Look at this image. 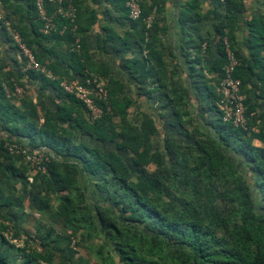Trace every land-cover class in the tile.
I'll return each mask as SVG.
<instances>
[{"label": "trees", "instance_id": "obj_1", "mask_svg": "<svg viewBox=\"0 0 264 264\" xmlns=\"http://www.w3.org/2000/svg\"><path fill=\"white\" fill-rule=\"evenodd\" d=\"M0 1L20 17L17 24L6 18L11 29L56 78L25 72L39 82L38 93L55 91V100L37 95L34 102L0 55V264H264V0L244 23L246 55L236 37L246 13L244 0H208L213 9L200 16L199 0L186 4L182 81L175 79L176 69L164 61L165 54L155 50L163 47L159 40L165 32L155 17L161 5L138 0L142 15L132 21L124 0H105L129 29L120 35L103 28L99 53L108 43L118 54L136 45L158 62L151 72L146 59H126L125 73L137 99L158 104L159 118L171 112L169 125L183 130L186 143L166 135L146 112L129 118L137 99L92 60L86 33L97 16L83 10L80 1L73 0L74 21L57 17L49 34L42 32L34 0ZM45 4L51 15L54 5ZM209 16L214 34L192 40L186 24ZM28 19L30 30L18 27ZM8 40L27 68L26 57ZM228 50L239 61L233 77L241 81L245 130L225 122L219 109ZM63 79L104 82L107 97L95 100L99 119L90 120L85 106L60 88ZM16 86L22 96L6 93ZM157 135L158 147L153 143ZM82 139L92 141V147ZM110 145L114 148L107 150ZM10 146L43 154L44 171L10 153ZM10 232L13 239L27 238L23 248L10 243ZM84 244L93 263L76 250Z\"/></svg>", "mask_w": 264, "mask_h": 264}, {"label": "crops", "instance_id": "obj_2", "mask_svg": "<svg viewBox=\"0 0 264 264\" xmlns=\"http://www.w3.org/2000/svg\"><path fill=\"white\" fill-rule=\"evenodd\" d=\"M11 3L15 4H23V0H10ZM15 1V2H14ZM82 3L83 10H88L94 12L97 16L96 24L92 25L90 29L86 33L87 39V47L89 50V54L92 60L99 65H104L108 68L109 75L115 79H117L121 84L127 83L129 85L134 86V82L128 78V75L125 73V60L131 59L133 57L142 58V60L147 61L148 68L151 69V72H155L158 69V62L151 58L147 51H144L138 48L136 45L133 46V49L128 54L126 53H116L113 49L112 43H108L105 46L106 52L100 54L98 51V38L101 37L100 34L103 33V28H109L110 30L116 32L117 34H122L126 32L129 27L127 21H124L119 14L111 5L105 3V0H78ZM148 4L159 3L161 8L158 12L155 13V17L160 27L165 28L164 34L160 35V42L163 47L158 46L155 50L158 52H162L165 54L164 61L170 66V68L176 69L175 79L182 81L185 77V73L181 70L180 66L183 65V62L180 57V47L182 45L183 39L186 38V34H183L182 31V12L185 10L184 6L193 0H146ZM246 13L240 18V30L237 31L236 37L239 44V48L243 52L244 55L247 54V50L245 48L246 38H247V29L244 26L245 21L251 19V16L254 15L258 10L261 9L259 0H244ZM200 10L197 12V15L207 13L213 9L212 4L208 0H199ZM195 17V12L192 13ZM220 18L222 14H220ZM89 16V13L88 15ZM200 16V15H199ZM19 21L20 17L12 14L11 9H7L2 2L0 1V21L3 22L4 28L0 25V48L2 52L1 63L2 65H6V69L13 73L15 76L19 77L22 84L26 89L32 87H36V91L39 92V82L30 80L25 73L27 70L20 61V57L18 52L14 49V44L8 40L11 38V33L16 32L11 29L10 22ZM26 19V18H25ZM32 20H25L23 25H19L18 27L23 28L26 26L28 30L31 28ZM214 20L212 16L209 18H204L201 22L198 23H187L184 27L186 31L191 36L192 40H197L198 38H204L207 36H212L214 34L213 28ZM25 28V27H24ZM5 29V31H4ZM103 37V35H102ZM172 54V56H168V54ZM125 79V80H124ZM102 85L104 82H100ZM135 88V87H134ZM33 92V91H32ZM135 92V89L132 90ZM48 96H51L52 99L55 100V91L49 89L46 91ZM244 98V97H243ZM144 102L148 105L154 104L153 102H149L143 99ZM56 103L59 100L55 101ZM50 105V103H49ZM158 105V104H157ZM165 116L170 119L171 112L166 111ZM85 144L92 147V141L87 139H82Z\"/></svg>", "mask_w": 264, "mask_h": 264}, {"label": "built area", "instance_id": "obj_3", "mask_svg": "<svg viewBox=\"0 0 264 264\" xmlns=\"http://www.w3.org/2000/svg\"><path fill=\"white\" fill-rule=\"evenodd\" d=\"M35 8L40 20L43 22L42 32L49 34L55 29L54 20L57 17L69 20L71 23L75 19L76 8L73 4V0H48L49 3L53 4L52 14L49 15L46 9L45 0H34ZM125 7L128 10L129 19L136 21L140 19L142 15L141 7L138 0H124ZM224 1V0H220ZM154 19L152 14L145 19L147 26H150ZM11 39L18 48V51L27 59V69L35 70L44 75L49 80H55V76L47 69L42 67L38 62L35 61L32 53L27 49L21 40L18 33L12 32ZM224 46L228 49V41L224 38ZM75 50H79L78 41H76ZM2 54L0 49V55ZM239 61L232 51H227L226 64L223 67L224 78L221 80L218 92L221 100L219 103V109L223 114V120L230 122L236 128L246 129L247 119L245 116V109L243 105V96L241 95V81L233 77L235 69L238 67ZM60 88L69 95L75 97L76 100L81 102L88 113V116L95 121L102 115L101 109L98 107L95 100H105L107 92L101 83L96 80L88 79L86 82L79 80H66L60 81ZM8 95H14L17 97L22 96L23 89L16 86L13 93H10L8 89H5ZM9 152L16 155H22L27 163H30L38 170L44 171L41 166L43 161L47 159L43 154L30 155L26 150L18 148L16 146L8 147Z\"/></svg>", "mask_w": 264, "mask_h": 264}, {"label": "rangeland", "instance_id": "obj_4", "mask_svg": "<svg viewBox=\"0 0 264 264\" xmlns=\"http://www.w3.org/2000/svg\"><path fill=\"white\" fill-rule=\"evenodd\" d=\"M26 70H28V69L26 68ZM123 86L125 88V93L127 95H130L133 98L137 99L136 98V95H135V92H132V90L135 89L134 86L129 85V84L127 86V83H124ZM26 90H27V96L30 97L34 102L37 101V95L38 96H41V97H43L45 95L44 98L45 97H49L47 95V93H44V92H42L41 94L38 93L36 91V87L35 88L30 87V88H28ZM45 102H46V104H45L46 106L49 105V103H50V101H48L47 99H45ZM136 102H137V108H131L129 110V114H130L129 115V118L134 119V117L137 115V113H139V112H146L151 117H153L155 119V121L159 125V128H161V129H162V127L164 128V133L166 135H170L172 137H175L176 140L181 141L182 143H186L187 142V140L182 135H180V133H179L180 130L181 131H183V130L180 129V128L179 129L172 128L169 125L170 119H168L167 116H165V119H161V118L158 117L160 111H157L156 110L157 104H153L152 107H150L151 105L150 104L147 105L144 102L143 98H138ZM161 113H163V112L161 111ZM90 120H92V119L90 118ZM190 129L191 128L188 127V130H190ZM153 143H154V145L156 147H158L160 145V143H161V137L159 135H157L156 137H154ZM255 144L258 145L257 141L255 142ZM110 148H114V145L108 146L107 147V150L110 149ZM23 227H24V225H23ZM25 227L29 229V233L30 234H33L34 233V228L33 227H31L30 225H25ZM7 238L10 241L11 244H14V245H16L19 248H23L25 246L24 241L27 239L22 234L20 235L19 238L13 239V233L12 232H10L9 234H7ZM27 241H29V243L34 246V242H31L30 240H27ZM85 246H86V244L82 245V247H77L76 250H77V252L79 253L80 256H83L85 258H88L89 260H91V263H93V259H92L93 257H91V255H89V252H88L87 249H85Z\"/></svg>", "mask_w": 264, "mask_h": 264}]
</instances>
